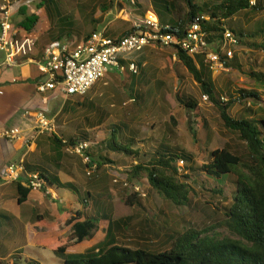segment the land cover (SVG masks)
<instances>
[{
    "label": "rangeland",
    "instance_id": "1",
    "mask_svg": "<svg viewBox=\"0 0 264 264\" xmlns=\"http://www.w3.org/2000/svg\"><path fill=\"white\" fill-rule=\"evenodd\" d=\"M41 1L27 2L26 14H40V22L36 29L45 30L51 27L52 31L56 28L57 32L61 33L62 39L70 46L85 38L86 31L91 30L88 22H81L85 20L84 16H80L84 14L80 8L82 2L96 1L97 5L104 2L105 11L99 8L92 14L95 17L100 12L103 13L101 27H109L111 22L117 20L125 23L126 30L136 25L139 27L142 19L147 17L145 9L150 6L149 0H140L144 8L136 4V0H113L110 5L107 0H55L57 7L54 9L49 1L43 0L40 5ZM262 5L264 9V0ZM157 15L162 20L173 14L160 7ZM22 18L23 15L19 12L13 15L15 23ZM153 18L157 20L154 15ZM68 23L72 25L68 26ZM259 23H264V11L254 12L248 9L241 11L232 19H227L223 27L229 30L239 28L246 33ZM249 40L241 38L239 44L232 48L233 57L225 60L228 65L218 63L213 69L210 68L211 77L222 101L225 100L221 97L228 99L230 93L236 96L239 89L252 90L258 95L257 99L245 96L238 103L233 104L229 108V114L235 118L251 116L247 107L252 109L254 118L264 111V85L249 76L250 69L264 71V50L261 47L251 46ZM255 40L256 44L262 43L264 37H257ZM217 41L219 43V38L215 35L214 41L211 42V51H219ZM176 51L169 46L146 47L142 53L144 63L138 77L132 78L129 73L116 69L109 71V74L107 73L102 81H98L95 88L86 96L88 101L92 100L93 107L73 102L74 99L77 100L76 96L70 97L67 102L58 97L49 104H55L59 107V111L64 106V116L62 115L59 121L61 126H57L55 119L52 130L46 131V134L55 133L60 136V129L67 128L69 130L64 136L69 138L73 136L72 122L75 121L79 125L78 130L79 128L89 130L92 135L88 133L90 144L87 147L91 158L95 159L96 163L100 159L99 155L110 160V162L103 161L99 169H90L88 173L89 168L86 167L82 156L69 149L65 150L64 159L76 167L72 184L77 192L71 188H60L62 195L71 197L63 212L82 209L86 216L95 217L100 213H106L111 219H120L123 222L120 223L121 229L116 233L117 244L129 248H135L139 244H153L164 250L168 247L165 240L169 235L181 233L187 228L214 227L223 219L226 209L232 202L234 176L224 175L215 180L200 172L199 167L207 161L209 151L213 148L228 146L237 154L243 155L245 152L243 141L224 128L217 109L208 98H203L205 94L180 63ZM2 56L0 53V57ZM131 59H135V56ZM235 62L240 68L234 65ZM104 82L109 87L101 96ZM135 95L137 99L128 102ZM188 96L197 101L199 115L204 122L194 111L186 108L179 101V98L183 100ZM81 97L78 101H81ZM65 116L71 117L73 121L69 118L64 119ZM123 125L126 128L121 133L118 126ZM112 129L117 130L115 139L118 144L136 148L137 142L144 140L143 143L138 144L141 149L138 157L114 152L105 146L107 141L112 140ZM131 135L136 139L132 140ZM30 137V142L37 138L34 130ZM103 139H106V142H102ZM160 143L183 149L192 156V162L184 161L182 164L180 159L176 161L179 172L182 175L187 173L189 176L187 182L191 187L190 205L176 206L163 200L158 194L150 191L143 174L131 182L127 180V173L134 161H147L148 153ZM183 165L191 166V169L187 171L182 167ZM135 186L139 191L144 192L145 196L136 197L133 204L129 205L125 199L135 191ZM32 190L43 194L46 203L43 207L49 213L54 209L55 201L65 204L66 200L60 191L58 193L57 188L48 189L43 186L39 190ZM63 212L51 217L49 215L44 217L39 212L52 223L51 226H39L41 228L34 232L22 231L15 242L16 245L21 246L20 249L15 247L19 251L10 257L9 261H1V264H25L28 260H34L39 264H62L59 257L48 249L37 246L35 241L54 229L61 237L67 235L68 230H63L58 221V217ZM216 231L227 233L226 229L220 226ZM4 248L8 253L14 247L12 243L4 242ZM68 251L83 252V247L78 246Z\"/></svg>",
    "mask_w": 264,
    "mask_h": 264
},
{
    "label": "trees",
    "instance_id": "2",
    "mask_svg": "<svg viewBox=\"0 0 264 264\" xmlns=\"http://www.w3.org/2000/svg\"><path fill=\"white\" fill-rule=\"evenodd\" d=\"M155 5L154 0L153 6ZM163 8L169 10L176 18L174 22L166 24L170 27V31L177 29L182 32L196 15H207L209 20H204L201 26L207 34L209 45L214 41L215 35L221 38L223 24L227 19H232L241 11L248 9L254 12L264 11L262 0H254V4H251L250 0H202L201 2L166 0ZM19 13L23 18L17 26L30 32L38 23L39 16L37 13L26 14L25 7H21ZM137 29L133 27L124 34L132 33ZM230 31L236 34L238 41L241 38L250 39L251 46L261 47L264 50V42L256 44L255 40L257 37H264V23L257 24L253 30L246 33L239 28H231ZM176 54L180 63L199 84L202 93L217 109L224 128L236 134L244 144L243 155L237 154L228 146L211 149L207 161L199 167L200 172L215 180L224 175L234 176L232 202L226 209L223 219L214 227L187 228L181 233L169 235L165 240L168 247L161 250L153 244H139L135 248L117 244L116 233L121 229L120 223L123 221L111 219L106 213L91 217L86 216L82 209L66 211L58 217L61 228L68 230L66 236L57 235L54 229L35 241L37 246L46 248L59 257L62 264H264V111L257 118L252 116V109L249 107L247 110L251 116L235 118L229 114V108L241 98L252 96L257 99L258 95L252 90L239 89L236 96L230 93L228 99L222 101L211 77V69L203 62V56L192 57L179 49ZM225 60L224 55L221 54V61L224 65H228ZM234 65L240 68L236 62ZM249 76L264 85V71L250 69ZM179 101L203 121L199 115L197 101L193 97L188 96L183 100L179 98ZM125 128V125L118 126L121 133ZM116 131L111 130L112 140L107 141L105 146L114 152L138 157L141 151L138 144L143 143L144 140L136 141V148L121 145L116 142ZM50 137L52 143L63 149L80 141L90 142L86 131L65 138L66 143L62 142L64 138L54 133H51ZM131 138L134 140L135 137L131 135ZM85 153L89 156L90 162L96 164L95 170L100 168L103 161L110 162L108 158L99 155L100 159L96 163L89 151L86 150ZM148 155L147 161H134L127 173V180L131 182L143 174L150 191L158 194L163 200L176 206L190 205L191 187L187 182L189 176L187 173L182 175L179 172L176 161L180 159L183 164L184 161L192 162L191 154L178 147L160 143ZM182 167L187 171L191 169L188 165ZM40 175L46 184L52 185L47 177L41 173ZM62 187L71 188V185L64 183ZM28 190L31 189L22 191ZM87 194L90 196L89 192ZM136 197L139 195L132 191L125 201L132 205ZM18 201L23 202L24 197L20 195ZM31 224L34 227H50L52 223L35 209ZM219 226L225 228L227 233L216 231ZM78 246L83 247V252L68 251ZM25 264L39 263L28 260Z\"/></svg>",
    "mask_w": 264,
    "mask_h": 264
},
{
    "label": "crops",
    "instance_id": "3",
    "mask_svg": "<svg viewBox=\"0 0 264 264\" xmlns=\"http://www.w3.org/2000/svg\"><path fill=\"white\" fill-rule=\"evenodd\" d=\"M29 1L30 0H22L13 10L12 24L15 28H19L17 26L19 21L15 23L13 15L19 12L21 7L26 8V4ZM54 1L55 0H52L50 3L53 5V8L56 9L57 5ZM107 1L109 5L113 3V0ZM153 1L154 0H149L150 6L145 9L147 17L144 19H152L163 26L176 20L174 15H169L167 19L160 20V17L157 15V13L159 12L160 7L163 8V4L166 2V0H155V6H153ZM136 4L144 8L142 5L143 3H141L140 0H136ZM80 8L84 11V14L80 16L85 17V20L81 22H88L91 25V30L86 31V35L93 31H104L107 37L115 38L121 36L133 28L131 27L130 29L126 30L127 28H125V23L117 20L111 22L109 27H101L103 23V13L100 12V14L95 17L92 14L94 10L99 8H102L105 11L104 2L100 5H97L96 1L82 2V4H80ZM37 15L39 16L37 24H39L41 16L40 14ZM153 15L157 18V20L153 18ZM67 25L69 26L72 24L68 23ZM36 26L30 32L25 31V33L31 36L35 41L33 49L28 55L30 61L24 60L17 66L10 68H0V130L11 127H17L21 129V138L19 141L0 139V261H9L10 257L19 251L16 248L20 249L21 246L16 245L15 242L17 241L16 237H19L22 231L28 230L30 232H34L38 228H41L39 226L34 227L31 224L33 210L36 209L38 212L44 215V217H47L48 215L51 217V215L60 214L63 212V210H65V205H68L67 202L71 199V197L69 195H62L60 190V188H64L62 187V184H70L71 189L77 192V189L72 184L76 167L64 159L65 150L52 143L50 135L46 133H42L37 136L33 142L29 141L36 125L35 112L39 109H44L50 117H52L54 120H57V126H61L59 121L60 118H62L64 106L59 111V107H57L55 104L49 105L50 102L58 97H61L67 102L70 100V97L76 96L77 100L74 99L73 102H76L77 104L82 103L88 107H93L92 100L88 101L86 96L91 90L95 88V84L98 81H102L101 79L96 81L83 97L77 95L63 97L59 92L56 91H48L44 96H41L36 91V84L39 81L44 80L45 76L40 73L36 62L41 61V59L44 57V47L57 41L63 42L64 40L62 39L61 33L57 32L56 28H53L51 31V27L44 30L43 28L36 29ZM145 49L146 47H144L141 51L119 56V63L120 66L124 68V72L129 73L128 64L130 62H135L139 67V73L137 75H132L129 73L131 77L139 76L142 69L141 66L144 63V56L142 53ZM132 56H135V59H131ZM108 87L109 85L104 82V89L101 96L106 93L104 91L107 90ZM130 88H132V83H130ZM42 97H45V100H43ZM79 97H81V101H78ZM132 98L134 100L137 99L136 95ZM25 111H27L28 114H24ZM66 118H69L71 121H73V119L69 116L64 117V119ZM85 118L86 117H84V119ZM72 124H74L72 131L73 136L79 135L81 131H86L89 133V135H91L89 130L80 128L78 130L79 125H77L75 121H73ZM60 130V136L55 133L54 134L60 138L62 137L67 139V137L64 136V133L69 129L67 130V128H61ZM102 141L106 142V139H103ZM13 162H21L24 166L25 172L22 173L16 181L7 182L4 179V169L9 163ZM31 172H40L45 177H47L52 185L45 183V188H57L58 193L60 191L61 195L64 196L63 198L66 200L65 204L55 201L53 203L54 209L51 210V213H49L45 210V207H43L46 205V203L42 193L35 192L33 190L23 192L22 190H26L28 188L26 185L28 179L27 175ZM20 195L24 197V201L21 203L18 201ZM87 197H89L88 194ZM4 242L13 244L14 248L11 250V252H5Z\"/></svg>",
    "mask_w": 264,
    "mask_h": 264
},
{
    "label": "built area",
    "instance_id": "4",
    "mask_svg": "<svg viewBox=\"0 0 264 264\" xmlns=\"http://www.w3.org/2000/svg\"><path fill=\"white\" fill-rule=\"evenodd\" d=\"M22 0H0V68L14 67L24 60H29L28 55L33 49L34 39L25 33L21 28H15L12 24L13 10ZM254 4V0H250ZM209 20L204 14L196 15L186 25L183 31L177 29L170 31L168 25H160L152 19H142L138 29L129 34L119 37H107L104 31H93L85 39L73 46L67 42H54L43 49L44 57L37 61V67L45 79L36 84V91L44 96L48 91L59 92L63 97L71 95L83 96L90 87L102 79L109 71L116 69L124 72L120 66L119 56L141 51L144 47L169 46L173 49L182 50L186 54L195 57L203 56V62L213 69L218 63L223 65L221 54L224 58L233 57L232 48L239 44L238 37L228 28L223 27L221 38H219V51H211L207 41V34L202 28L203 21ZM30 61V60H29ZM128 71L132 75L139 73V67L135 62L128 64ZM206 99L207 96L203 95ZM223 100L227 98L221 97ZM45 100V97H42ZM134 99H129L133 102ZM24 114H28L27 111ZM36 125L35 136L52 130L54 119L49 117L44 109L35 112ZM0 138L7 140H19L21 129L17 127L0 130ZM66 143V139H62ZM90 142L80 141L74 145H68L64 150H71L86 162L88 173L95 170L96 164L90 162L86 155ZM183 164V161L180 160ZM91 169V170H90ZM25 172L23 164L9 163L4 169V179L7 182L16 181ZM26 185L31 190H39L45 187V180L39 172H31L28 175ZM126 184V183H125ZM134 192L139 196H145L144 192L134 187Z\"/></svg>",
    "mask_w": 264,
    "mask_h": 264
}]
</instances>
